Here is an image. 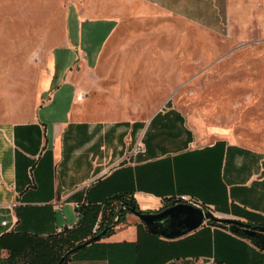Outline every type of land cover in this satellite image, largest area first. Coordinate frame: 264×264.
Masks as SVG:
<instances>
[{"label": "crops", "instance_id": "1", "mask_svg": "<svg viewBox=\"0 0 264 264\" xmlns=\"http://www.w3.org/2000/svg\"><path fill=\"white\" fill-rule=\"evenodd\" d=\"M135 1L150 12L134 14L135 21L164 24L177 17L204 27L227 20L230 28H246L254 12H264V0ZM128 14L123 0L103 18L111 30L93 62L76 74L80 86L61 118L53 117L52 105L58 104L46 96L37 70L31 85H19L16 78L22 75L16 77L13 69L2 75L0 236L18 233V247H26L22 240L28 236H60L65 227L79 224L77 203L103 204L115 194L158 211L186 193L218 215L264 224V149L226 136L205 140L167 96L173 87L168 74L158 72L167 69L166 58L112 52L122 45L167 46L165 38L115 37ZM11 40L12 34L0 31V44ZM64 43L54 48L70 43L68 24ZM7 57L11 54L0 53V62ZM53 94L61 98V89ZM142 110L153 112L142 118ZM139 140L145 149L133 154ZM94 247L100 256L74 257L65 264H264V248L234 233L229 223L207 220L166 237L150 231L134 211ZM9 254L2 249L3 256Z\"/></svg>", "mask_w": 264, "mask_h": 264}, {"label": "rangeland", "instance_id": "2", "mask_svg": "<svg viewBox=\"0 0 264 264\" xmlns=\"http://www.w3.org/2000/svg\"><path fill=\"white\" fill-rule=\"evenodd\" d=\"M119 2L123 4V0H0V31L12 34L11 41L0 44V53L11 54L0 62V83L13 69L16 77L22 75L16 78L19 85L27 81L31 85L37 70L46 96H54L53 103L58 104L52 105L53 117H63L74 88L80 86L76 74L93 62L111 30L103 18ZM124 2L129 14L115 37L165 38L168 43L110 46L112 52L166 58L167 69L158 72H166L173 87L167 96L205 140L226 136L264 149V12H254L246 28H230L227 20L204 27L177 17L167 24L149 18L135 21L140 12L150 15L149 6ZM67 24L70 43L54 48L59 41L64 43ZM45 55V62L40 61ZM60 89L61 98L53 94ZM152 112L142 110L141 116Z\"/></svg>", "mask_w": 264, "mask_h": 264}, {"label": "trees", "instance_id": "3", "mask_svg": "<svg viewBox=\"0 0 264 264\" xmlns=\"http://www.w3.org/2000/svg\"><path fill=\"white\" fill-rule=\"evenodd\" d=\"M174 203H177L176 197L172 198L171 204ZM133 208L150 211L141 209L135 198L125 194L112 195L103 204L90 201L80 203L82 216L78 225L65 227L60 236L56 237L28 236L22 240L26 243L23 249L16 246L17 239H21L18 233H4L0 236V264H65L74 257L100 256L101 252L96 250L94 244L111 235L117 224L124 221L126 213L133 211ZM210 221L219 225L227 224L217 220ZM97 222L99 226L93 232ZM3 248L10 250L8 256L2 255ZM20 249L22 251H18Z\"/></svg>", "mask_w": 264, "mask_h": 264}, {"label": "water", "instance_id": "4", "mask_svg": "<svg viewBox=\"0 0 264 264\" xmlns=\"http://www.w3.org/2000/svg\"><path fill=\"white\" fill-rule=\"evenodd\" d=\"M133 211L145 221L150 231L166 237H177L198 228L207 220H217L229 223L234 233L264 248V224L218 215L211 209L188 202H177L158 211H139L136 208Z\"/></svg>", "mask_w": 264, "mask_h": 264}, {"label": "built area", "instance_id": "5", "mask_svg": "<svg viewBox=\"0 0 264 264\" xmlns=\"http://www.w3.org/2000/svg\"><path fill=\"white\" fill-rule=\"evenodd\" d=\"M82 95H83V93H79V94H78V98H81ZM144 149H145L144 143H143L141 140H139V141L136 143V145L133 147V149H132V153H133V154H137L138 152L143 151ZM176 202H188V203H191V204H193V205H197V206H201V207H203V208H207V209H211V210H213L211 206L206 205L205 203H203V202H202L200 199H198L197 197H195V196H193V195H190V194H186V193H182V194L177 195V196H176ZM16 204H17V201L12 202V205H16ZM75 207H76L77 209H79V207H80V203H77V204L75 205ZM117 218H118V217H117ZM4 222L6 223V221H4ZM98 226H99V223L97 222V223L95 224V226L93 227V232H95V231L97 230Z\"/></svg>", "mask_w": 264, "mask_h": 264}]
</instances>
